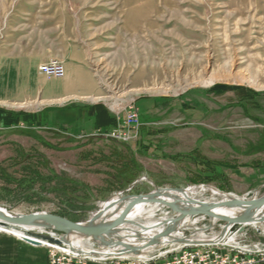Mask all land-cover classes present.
Listing matches in <instances>:
<instances>
[{
    "label": "rangeland",
    "instance_id": "obj_1",
    "mask_svg": "<svg viewBox=\"0 0 264 264\" xmlns=\"http://www.w3.org/2000/svg\"><path fill=\"white\" fill-rule=\"evenodd\" d=\"M135 182L264 195V0H0V207L83 222ZM216 252L264 258V233Z\"/></svg>",
    "mask_w": 264,
    "mask_h": 264
},
{
    "label": "water",
    "instance_id": "obj_2",
    "mask_svg": "<svg viewBox=\"0 0 264 264\" xmlns=\"http://www.w3.org/2000/svg\"><path fill=\"white\" fill-rule=\"evenodd\" d=\"M136 184L102 202L105 204L102 209L98 204L96 217L103 211L116 208L115 214L98 226L85 225L84 221L74 222L48 212L21 214L1 207L0 226L23 231L32 238L22 237L21 240L38 247L43 246V242L64 246V239L78 233L96 246L112 250L106 258L141 257L148 250L159 254L177 246L188 248L214 244L192 242L191 238L195 234L209 233L215 229H219L218 236L221 239L242 235L249 227L264 233V195L239 198L221 191L226 196L224 199L210 201L189 196L185 188L157 187L146 194H129ZM140 206H158L163 213L157 211L159 213L153 217L154 224L146 227L132 215ZM219 210L230 211V214H221ZM199 219H206L207 225L195 226ZM54 233L58 236H53Z\"/></svg>",
    "mask_w": 264,
    "mask_h": 264
},
{
    "label": "bare ground",
    "instance_id": "obj_3",
    "mask_svg": "<svg viewBox=\"0 0 264 264\" xmlns=\"http://www.w3.org/2000/svg\"><path fill=\"white\" fill-rule=\"evenodd\" d=\"M185 189H186L188 195L193 197V198H198V197L202 196L203 193H206V192H210V194L212 196H211V198L205 199V200L215 201L218 199H224L226 197V196L221 194V191H219L217 189L209 188V187L204 186V185H202V186H190V187L185 188ZM229 194L234 196V197L240 198V196H237L235 194H232V193H229ZM198 199H200V198H198ZM99 206L102 209L105 206V204H102V202H100ZM1 208L6 210L3 207H1ZM115 209L116 208H112L109 211H103L99 217H96L95 214H97V213L94 212L91 214L90 218L86 222L84 221L83 223L85 225L98 226V225L102 224L109 217H112L115 214ZM157 211L163 213L162 210L161 211L159 210L158 206H140V207L136 208V210L133 212L132 215H133L135 220H137L138 222H141V224L143 226L148 227V226H151L154 224L155 220L153 219V217H154V214L159 213ZM219 212L221 214H230V211H227V210H219ZM87 222H89V223H87ZM194 223H195V221H193V224ZM134 229L139 230L138 228H134ZM263 231H264V228H263ZM0 232L16 236L20 239L22 237H30L27 234H25L23 231L17 230L14 228H5V227L0 226ZM152 234H153V232L148 233V236L152 235ZM180 236H182V235H180ZM30 238H32V237H30ZM235 238L236 237H231V238L227 237L225 239H221L218 236V234L208 235L207 233H198V234H195L191 238V240H192V242H198V243L213 242L214 244H209V245H217L218 244V246L227 247V244H219V243L222 241H224V243L225 242L233 243V242H235ZM64 244H65L64 246H60V247H62L63 249H66V251L73 252V253H68V261H70V262L83 263V256H80V255L96 257L99 259H105L107 256H109V254L112 253V250L98 247L90 239H87L78 233H73L69 237L64 239ZM200 246H202V245H200ZM153 252L154 251H152V250L145 251L141 255V257H144V256L146 257L147 253L151 255ZM244 252H247V251H244ZM249 252L253 253L251 251H249ZM249 252H247V253H249ZM162 253H164V252H162ZM162 253L160 252L159 254H162ZM253 254H255V253H253ZM119 258H117V263H125V257H119ZM141 264H153V262L141 261Z\"/></svg>",
    "mask_w": 264,
    "mask_h": 264
},
{
    "label": "built area",
    "instance_id": "obj_4",
    "mask_svg": "<svg viewBox=\"0 0 264 264\" xmlns=\"http://www.w3.org/2000/svg\"><path fill=\"white\" fill-rule=\"evenodd\" d=\"M41 72L48 78L64 79L66 76V67L63 63L51 62L41 67ZM137 122V113L134 108L128 115V124L135 125ZM58 236V234H53ZM219 244H227L224 241ZM43 246L48 249V264H87L88 262H104L106 264H141V261H153V264H247L253 262L255 259H241L238 256H230L229 254H218L217 245H202L195 247L177 246L162 254L152 253L149 256L135 257L125 256V263H117V258L99 259L96 257L83 256V263H76L68 261V253L58 245H53L48 242H43ZM243 254V251H240ZM229 255V256H228Z\"/></svg>",
    "mask_w": 264,
    "mask_h": 264
},
{
    "label": "crops",
    "instance_id": "obj_5",
    "mask_svg": "<svg viewBox=\"0 0 264 264\" xmlns=\"http://www.w3.org/2000/svg\"><path fill=\"white\" fill-rule=\"evenodd\" d=\"M205 220L199 219L195 226ZM240 237L242 235L237 236L235 239ZM0 264H48V249L44 246L30 245L16 236L0 232ZM87 264L106 263L88 262ZM247 264H264V258H257Z\"/></svg>",
    "mask_w": 264,
    "mask_h": 264
},
{
    "label": "trees",
    "instance_id": "obj_6",
    "mask_svg": "<svg viewBox=\"0 0 264 264\" xmlns=\"http://www.w3.org/2000/svg\"><path fill=\"white\" fill-rule=\"evenodd\" d=\"M28 160H27V162L24 163V165L21 167V169L19 171H21L24 175H26L28 177L32 176V179H34L35 176H37L39 179H45V178H43V174L41 173L42 168L46 167L45 160L43 158H35V160L32 159L33 161H28ZM130 163H132V162H130ZM51 177H53V178H51ZM48 178H51L50 179L51 181H52V179L53 180H56V179L59 180V181L56 180L57 186L54 187V189L52 190L54 193H55L56 189H58V190L63 189L64 191L63 190L60 191L59 194H61L62 197H65L68 200H70V198H69V194H66L67 191H69L70 194L75 193V194L79 195L78 191H80L79 190L80 186L75 180H72V179L61 180L58 176H48ZM4 179L6 182H10V180H17L16 178L13 179L11 176H9L7 174L5 175ZM113 179L119 185L130 184V180H125V179H123L117 175H115ZM63 216H66L67 218L71 219L67 215H63ZM71 220H73V219H71Z\"/></svg>",
    "mask_w": 264,
    "mask_h": 264
}]
</instances>
